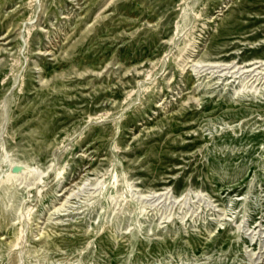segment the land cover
<instances>
[{
	"label": "rangeland",
	"instance_id": "rangeland-1",
	"mask_svg": "<svg viewBox=\"0 0 264 264\" xmlns=\"http://www.w3.org/2000/svg\"><path fill=\"white\" fill-rule=\"evenodd\" d=\"M262 60L264 0H0V264H264Z\"/></svg>",
	"mask_w": 264,
	"mask_h": 264
},
{
	"label": "bare ground",
	"instance_id": "bare-ground-1",
	"mask_svg": "<svg viewBox=\"0 0 264 264\" xmlns=\"http://www.w3.org/2000/svg\"><path fill=\"white\" fill-rule=\"evenodd\" d=\"M251 61H254V59L253 60H251ZM263 61V60H262ZM261 61V62H262ZM264 62V61H263ZM252 63V62H251ZM256 64V63H255ZM253 66V65H252ZM246 68V67H245ZM247 69V68H246ZM248 69H250V68H248ZM27 172V171H26ZM16 174H20V173H16ZM32 175H33V173H32ZM9 176V175H8ZM38 179V178H37ZM113 179H114V182H117V177H116V175H114L113 176ZM7 180H9V179H7ZM84 184V183H83ZM104 184H105V182H102L101 184H100V187H99V191L101 192L103 189V187H104ZM114 184V183H113ZM150 192V191H149ZM158 192V191H157ZM154 193V192H153ZM156 193V192H155ZM158 194H160V193H158ZM164 194V193H163ZM160 196V195H159ZM27 217H29V216H27ZM18 245V244H17ZM16 246V245H15Z\"/></svg>",
	"mask_w": 264,
	"mask_h": 264
}]
</instances>
